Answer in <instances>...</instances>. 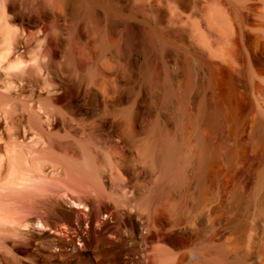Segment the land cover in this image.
Instances as JSON below:
<instances>
[{
  "label": "bare ground",
  "instance_id": "obj_1",
  "mask_svg": "<svg viewBox=\"0 0 264 264\" xmlns=\"http://www.w3.org/2000/svg\"><path fill=\"white\" fill-rule=\"evenodd\" d=\"M153 3L138 0L133 9L147 14ZM123 8V0H0V264H190L182 229L171 230V218L179 208L173 191L185 180L184 157L162 126L148 127L146 156L159 176L143 201L125 189L122 193V185L106 175L108 167H118L120 160L116 154L104 159L97 152L93 140L98 124L83 131L79 146L56 137L58 129L78 125L76 113L81 110L72 107L77 86L102 106L114 99L117 89L107 79L106 67L97 69L96 77L72 84L59 61H65L68 74L75 76L84 61H108L129 50L142 52L146 62L136 72L138 83L128 88L133 107L124 113L123 122L130 125L143 116L140 103L143 90L150 91L152 85L154 39L150 32L127 23ZM259 13L251 36L242 25L236 31L231 23L224 25L219 0H213L209 21L226 39L224 59L235 64L251 61L254 77L264 82V13ZM204 44L210 56L223 58L216 43L206 38ZM211 76L223 126L219 151L203 161L212 183L201 197L205 205L218 202L221 215L228 201L232 204L240 197L255 161L264 154L260 125L264 106L259 101L264 89L254 83L241 88L237 76L218 67ZM35 78L46 92L32 105L22 97L28 87L33 91ZM141 204L148 211L145 226L133 212ZM127 213L134 224L128 230L121 218ZM143 230L148 249L126 250ZM217 235L224 237L222 232ZM232 236L212 244L219 264L237 247ZM196 250L203 254L193 264H211L202 252L205 248Z\"/></svg>",
  "mask_w": 264,
  "mask_h": 264
},
{
  "label": "rangeland",
  "instance_id": "obj_2",
  "mask_svg": "<svg viewBox=\"0 0 264 264\" xmlns=\"http://www.w3.org/2000/svg\"><path fill=\"white\" fill-rule=\"evenodd\" d=\"M137 1L123 0V15L127 23H134L150 32L154 39V49L150 55L152 85L150 91L145 93L143 90V102L140 103L143 116L130 125L123 122L124 113L133 107V100L127 98L129 89L138 83L136 72L146 62L142 52L129 50L119 58H110L111 61L108 60L109 55L108 61H84L75 76L68 74L65 61H59L63 68L62 74L70 78L72 84L78 85L79 79L83 77H96L95 71L106 67L109 71L107 79L115 82L117 89L114 99L102 106L92 93L88 94L80 85L77 86L72 107L81 110L76 113L78 125L69 130L58 129L56 137L59 141L68 140L79 146L78 142L85 138L83 131L88 132L93 123L100 125V128L96 125L99 131L96 141L93 140L94 147L102 158L116 154L120 160L118 167H108L106 175L122 185V193L125 189L129 196L141 198L155 185L159 176L157 167L146 156L151 137L148 127L155 124L162 126L180 145L184 157L185 180L180 188L173 191L179 208L178 213L171 218V230L182 229V237L189 245L184 253L189 255V263H196L200 254H203L196 250L199 247L205 248L202 252L208 259L211 258V264H219L215 247L232 233V237L237 239V247L222 259L224 264H264V154L255 161L249 183L243 186L240 197L232 204L228 201L223 214L217 213L218 202L205 205L201 197L202 192L212 183L204 160L219 151L223 126L219 115V97L211 71L214 67L227 70L237 76L241 88L250 87L254 83L264 89V82L254 77L251 61H237L235 64L224 59L228 57L226 39L219 29L215 32L209 21L213 0H155L150 11L143 15L133 9ZM219 2L224 25L231 23L235 31L242 25L248 35L254 34L250 28L255 27L252 24L256 20L255 16L260 15L259 12L264 13V0ZM255 10L260 11L257 13ZM175 17L178 18L174 20ZM206 38L217 44L223 58L209 55L204 44ZM44 88L39 78H35L33 91L28 87L22 98L33 105L40 96L45 95ZM259 101L264 106V90ZM262 110L260 125L264 145ZM134 211L137 222L145 226L148 221L145 204L135 207ZM128 214L121 216L126 223V230L134 225ZM158 215L161 216L160 213ZM143 232H138L131 246L125 247L126 250L132 247L133 253H142L148 249L150 243L142 239ZM218 232L224 234L222 239L217 235ZM136 264L143 263L140 261Z\"/></svg>",
  "mask_w": 264,
  "mask_h": 264
}]
</instances>
